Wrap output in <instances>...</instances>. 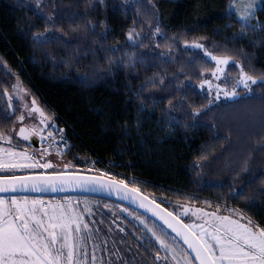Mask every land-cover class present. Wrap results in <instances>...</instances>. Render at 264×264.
Masks as SVG:
<instances>
[{"label":"trees","instance_id":"16d2710c","mask_svg":"<svg viewBox=\"0 0 264 264\" xmlns=\"http://www.w3.org/2000/svg\"><path fill=\"white\" fill-rule=\"evenodd\" d=\"M232 3L46 0L40 11L24 0H0V102L17 79L47 118L65 129L66 155L111 170L105 172L110 178H132L128 185L169 211L185 203L220 213L231 208L264 228V87L258 81L251 92L241 89L237 97L215 102L198 85L216 64L203 49L185 46L198 42L213 55L233 58L228 78L239 79L236 63L264 77V0H255L246 24ZM13 124L1 111V133L9 134ZM69 198L136 213L195 264L145 216L104 199ZM103 219L108 221L88 227L85 252L100 247L119 264H162L157 255L163 253L152 242L117 236L109 217ZM100 238L106 243L94 242Z\"/></svg>","mask_w":264,"mask_h":264},{"label":"snow or ice","instance_id":"6c2138e0","mask_svg":"<svg viewBox=\"0 0 264 264\" xmlns=\"http://www.w3.org/2000/svg\"><path fill=\"white\" fill-rule=\"evenodd\" d=\"M255 0H233L230 4V9H236L239 12L238 19L243 23H247L250 16L253 14V4ZM243 9L241 10V6ZM156 32L159 33L160 29L157 28ZM129 40L133 37L129 34ZM186 47H192L196 49H203L205 56H210L213 61H215L216 68L212 72V77L215 80L221 79V76L225 74L226 67L230 64L233 59L228 56H218L211 54L207 48L201 43L193 42L191 45H185ZM235 67L240 68L239 79L236 80L233 85L232 91H226L219 88V91H223L225 97H235L238 95L236 87L242 85L249 92L252 91V85H256L259 81L261 87H264V77H254L248 74L242 68L239 63L235 64ZM205 85L209 89L213 87L212 81L204 80L201 83L203 88ZM218 87V86H217ZM18 92L23 91L19 83L15 86ZM7 94V93H5ZM12 105H10L11 107ZM27 107V106H26ZM32 112L39 113V115L47 120V116L44 111L36 106V101H32ZM197 114H199L197 112ZM21 121L24 117L21 115L19 117ZM35 131V130H32ZM19 134L22 139L27 140L31 132L25 128L19 129ZM51 135V133H49ZM0 140H4L7 143L12 141L9 137L0 133ZM0 151L6 152L8 155L12 156V160L0 159V171L21 169V168H33L37 166H42L44 168H51L53 165L51 163H44L39 165L38 161H31V157L25 153H16L11 149H0ZM19 157V159H16ZM103 176L104 173H101ZM12 180L21 181L22 177H11ZM89 182H98V178H89ZM111 184L115 185L119 183L121 186H125L124 180H111ZM104 186L103 184L101 185ZM18 187L20 190H27L26 186L17 184H7L6 182L0 181V192L7 191H17ZM33 191H38V188H33ZM56 189L53 188V191ZM132 191H137L135 188ZM151 203V201H149ZM3 201H0V205H3ZM12 206L16 209V212L4 211L0 209V264H61L62 260L65 258L63 251L64 247H69V233L67 229L69 225L66 223H54L55 217L48 219L47 223L45 220L38 216L37 209L35 205L39 202H33V207L28 208L27 201H23L21 205L16 199L12 200ZM141 207H144L141 204ZM159 207V204L156 205ZM185 213L188 209H184ZM199 211V210H197ZM195 214V213H194ZM47 213L45 212V216ZM168 216H172L173 219L176 217L173 213H167ZM204 215H213L209 213H204ZM5 217H9L6 219ZM222 222L221 228H216L215 232H208L206 229L202 228V233L200 240L193 243L187 235H184V242L188 244V247L192 249L199 261V264H264V228H260L255 225L251 219H247V223H240L237 220H229V217H217ZM164 223L172 228L177 235H182V233L176 229L167 219L161 217ZM241 220L246 219L243 215L240 217ZM141 223H144L141 221ZM147 227V225H145ZM87 227V225H85ZM183 227H191L190 225H183ZM202 227V226H201ZM60 228L61 232L57 233L55 229ZM51 229V231H50ZM79 226H77L76 231L79 232ZM149 231L153 232V237L160 245L162 251H166L169 255L175 256V252L170 248L169 244L161 239L159 235L156 234L152 229ZM222 233V234H221ZM63 236L64 244L61 245V249H57L56 245L59 238ZM218 253V255H217ZM73 252L69 251L66 259L69 264L72 261ZM167 257H164L166 259ZM161 257L157 255V260Z\"/></svg>","mask_w":264,"mask_h":264},{"label":"rangeland","instance_id":"374dc122","mask_svg":"<svg viewBox=\"0 0 264 264\" xmlns=\"http://www.w3.org/2000/svg\"><path fill=\"white\" fill-rule=\"evenodd\" d=\"M24 1L28 2L31 6L41 11V5L46 0H24ZM242 9H243V5L241 6V10ZM234 10L237 11L236 9ZM205 58L207 60H211L215 64V61H213L210 56H205ZM206 79L212 81L213 87L209 89L207 85H205L202 88L200 86L201 85L200 83L198 85V89L206 90L207 91L206 93H208V95L215 102L216 100L218 101L219 99L235 98L239 95V91L241 89H244V92L242 93L243 95L248 93L247 89H245L242 85H239L236 87V91L238 93L237 96L231 98L225 97L223 91H219V88L231 92L233 85L236 82V79L228 78L225 75H222L221 79L215 80L212 77V73H210L205 78V80ZM229 81L230 82L234 81V82H232V84L230 85ZM17 83H19L23 91L18 92L16 90L15 86L17 85ZM5 93L3 99L5 102L4 103L0 102V107H1L0 112L2 111V113H5L6 116L8 115V117H12L14 124L9 134L5 133L12 142L7 143L4 140H0V149H11L13 152L16 153L26 152L32 158L31 161H29V163L32 161H38L39 165H43L44 163H51L53 165V167L51 168H44L42 166H37L33 168L12 169V170H8V172H11L13 174L34 172L33 169L35 168H39L41 170L43 169V171L45 172H49L51 170L67 171L70 170V168L78 167V169L95 170L100 174L104 173V175L107 172L109 174L110 173L114 174V172H112L109 169H105L101 171L100 169L94 166L93 162H90L88 158H85L84 156H77L75 158L74 155L71 154L66 155L64 151H61L59 153L44 155L39 151L33 149V147H31L30 145L20 142L15 137V132L17 128L20 126H25L31 131L35 130L32 132H34L37 136H39L45 134L49 129L58 127V125L53 120H50L48 118L47 120H45L39 115V113L31 111L32 101L33 100L36 101V99L33 98L32 94L29 93L20 84V82L17 79H14L9 83L8 90L5 91ZM10 105L12 106L10 107ZM36 106L42 109L38 101H36ZM21 115L24 117L23 121L19 119ZM30 151L32 153H30ZM0 159L12 160L14 158L8 155L6 152L0 151ZM16 159H19V157H16ZM123 180L125 181V183L128 180L129 182L134 181L132 178H128V179L124 178ZM13 199H16L18 202L21 203V205L23 204V201L26 200L28 208L33 207V202H39L35 205V207L37 209L38 216L43 218L45 220V223H47L49 218L55 217L53 221L54 223H66L69 225V228L67 229L68 233L70 234L68 240L69 247H64L63 249H61V245L64 244L63 236L59 238L58 243L56 245L57 249H61L63 251L65 257L62 260L61 264H69L68 260L66 259L69 251L73 252L71 264L73 263L83 264V261L81 262L79 261V263H77L74 260L77 258L76 250L79 247V243L81 244L80 240L83 237L84 238L86 237L85 233L88 227H92L93 223L100 224V223H104V221H108V219L106 220L103 219L104 216L109 217V221L110 220L112 221V223H110V226H112L113 231L118 232L117 236L119 235L122 237L129 236L130 239L134 238L133 240L137 242L142 241L143 238H146V240L149 243L152 242L153 245L156 247L157 251L159 253H163L162 255H160L161 259L163 260L162 264L165 261H166L165 263L167 264H192V262L189 260V257L175 243H173L170 239H168L167 236L163 234L164 232L152 226L149 223V221H147L145 218L140 217L136 213L129 211L128 209H125L123 207L120 206L115 207L105 202H98L95 200H89L83 198L64 197L57 199V198H33V197L30 198L4 197V198H0V201L4 202L3 205H0V209L4 210L5 212L11 211L15 213L16 209L12 206L11 203ZM185 208L188 209L187 213H185L184 211ZM45 212L47 213L46 216H45ZM170 212H172L175 216H177L180 220H182L186 225H190L191 227L188 228L196 235V237L199 240L202 233V228L206 229L208 232L214 233L216 228H221L222 223H226V222H222L217 217L227 216L229 217V220H237L240 223H247V218L245 216L244 217L246 219L241 220L240 219L241 214L235 210H232L231 208H226L227 213H220L219 211H214V210L212 211L206 208L196 207L191 203H185L184 205H176V207L171 209ZM204 213H209L213 215L206 216L204 215ZM5 218L8 219L9 217H5ZM141 221H143L144 223H141ZM85 225H87V227H85ZM145 225H147V227ZM77 226H79L80 229L79 232L76 231ZM149 229H152L154 232H156L157 235L160 236L161 239H164L169 244L170 248L174 250V252L178 250L181 257H178L179 255H177V251L174 257L172 255H169L166 251H162L160 249L159 243L153 237V232L149 231ZM55 231L57 233H60L61 229L57 228L55 229ZM74 255L76 256V258H74L75 257ZM164 257L167 258L164 259Z\"/></svg>","mask_w":264,"mask_h":264},{"label":"water","instance_id":"95a60500","mask_svg":"<svg viewBox=\"0 0 264 264\" xmlns=\"http://www.w3.org/2000/svg\"><path fill=\"white\" fill-rule=\"evenodd\" d=\"M25 128L31 132L29 138L27 140L22 139L19 134L20 128ZM15 137L33 148L37 147L38 144V136L28 129L25 126H20L17 128L15 132ZM22 177L24 178L21 181L12 180L11 177ZM98 178V182H89V178ZM111 180H116L114 178H110L105 175H101L98 173H88L84 171H49L45 172L40 170L39 172H27V173H19L13 175H0V181L6 182L7 184H17L26 186L27 190H20L18 187L17 191H7L0 192V198L4 197H33V198H61V197H70V196H78V197H92L99 198L114 202L116 204L127 207L146 218L150 219L156 225L161 227L166 233H168L171 237H173L189 254L191 259L195 264H199V261L196 259L195 254L192 249L188 247V244L184 242V235H187L189 240L193 243L199 241L196 235L187 227H183L186 225L182 220H180L177 216L173 219L172 216H168L167 213L170 211L165 207L160 205L158 202L152 200L142 192L132 191L133 187L126 184L125 186H121L119 183L115 185L111 184ZM104 185L103 187L101 185ZM38 188V191H33V188ZM53 188L56 190L53 191ZM151 201V203L149 202ZM141 204L144 207H141ZM159 204V207L156 205ZM172 213V212H171ZM164 217L167 219L172 225L178 229L182 235H177L172 228H169L167 224L164 223V220L161 219Z\"/></svg>","mask_w":264,"mask_h":264},{"label":"flooded vegetation","instance_id":"af4514ba","mask_svg":"<svg viewBox=\"0 0 264 264\" xmlns=\"http://www.w3.org/2000/svg\"><path fill=\"white\" fill-rule=\"evenodd\" d=\"M106 241L107 240L105 238H100V240H94V242H100L99 245L106 243ZM80 242H81V244H79V247L77 249V253H76L77 255L75 254L77 256V258L74 255L75 256L74 258H76L74 260L77 263H79V261L80 262L83 261V264H119L116 262V258H115L116 255L115 254L102 253L100 247L98 249V251H99L98 253L90 254V253L85 252V243H89V239H86L83 237L80 240ZM123 256H120L121 260H122V258H124ZM142 258H146V257L142 256ZM121 264H124V263H121ZM144 264H147V263L145 262Z\"/></svg>","mask_w":264,"mask_h":264},{"label":"built area","instance_id":"2783aa9c","mask_svg":"<svg viewBox=\"0 0 264 264\" xmlns=\"http://www.w3.org/2000/svg\"><path fill=\"white\" fill-rule=\"evenodd\" d=\"M37 145V150L44 155L61 152L66 145L65 129L54 128L43 135H39Z\"/></svg>","mask_w":264,"mask_h":264}]
</instances>
